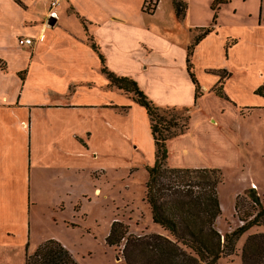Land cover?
I'll list each match as a JSON object with an SVG mask.
<instances>
[{"label":"crops","instance_id":"1","mask_svg":"<svg viewBox=\"0 0 264 264\" xmlns=\"http://www.w3.org/2000/svg\"><path fill=\"white\" fill-rule=\"evenodd\" d=\"M37 1L20 0V5L14 0H0V249L14 245L24 251L29 248L27 218L31 198L35 195L30 183L41 169L37 165L38 158L42 157L33 147L38 139L37 134L32 133L37 117H42L48 124L74 123L82 119L86 122L87 117L77 118L74 112L71 117H66L61 116V112L76 108L107 110L126 107L127 113L132 114L134 136L137 138L143 127L153 142L145 109L135 103L130 94L124 95L110 84L101 72V61L90 47L89 37L103 56L107 70L135 81L156 106L192 108L187 131L166 142L170 168L232 169L241 162L242 146L254 144L251 136L254 130L242 126L246 121L243 115L264 110V98L254 93L264 83V69L252 70L251 66L257 62L244 64L240 61L247 50L253 55L260 52L258 43L247 45L245 26L235 27L236 36H220L216 21L213 31L195 47L191 63L193 71L194 66L198 67L194 74L201 92L195 101V87L187 71V47L195 37L191 32L203 27L190 28L191 39L172 44V35L167 34V30H140L107 0L101 4L89 0L86 8L75 5L76 9L74 0H71L66 12L75 15L79 23L75 20L74 25L65 21L59 24L57 12L55 24L49 26L47 22L52 18L49 9L39 0L47 12L37 10ZM160 6L161 0H158L151 15L157 14ZM32 10L42 13V17L29 15ZM26 17L29 20H25ZM80 20L84 21L86 30ZM260 25L261 18L258 27ZM32 30L34 34L26 32ZM21 38H30L31 45L18 46L17 40ZM214 44L220 53H213ZM223 50L224 65L199 64L202 59L224 58ZM217 70L225 71L222 92L227 98L213 90L220 77L211 71ZM249 81L253 84L249 85ZM245 98H252L255 102L247 105L243 101ZM54 140L50 141V146L56 145V138ZM50 146L49 150L53 149ZM80 171L82 169L75 172ZM250 183L255 185L256 182L249 181L246 189ZM97 192L96 189L95 194ZM220 208L222 215L221 203ZM70 219L72 221L68 224L78 227L77 219L74 216Z\"/></svg>","mask_w":264,"mask_h":264},{"label":"rangeland","instance_id":"2","mask_svg":"<svg viewBox=\"0 0 264 264\" xmlns=\"http://www.w3.org/2000/svg\"><path fill=\"white\" fill-rule=\"evenodd\" d=\"M38 1L35 8L47 12L41 0ZM107 1L126 14L128 20L140 30L149 28L156 32L160 29L167 30V34L172 35L170 43L180 44L183 39H191L188 32L190 28L192 30L194 27L212 24L210 22L213 13L209 6L215 0H183L187 3L188 9L185 19L181 21L176 20L171 10V0H161V6L155 15L143 11L145 8L151 10L155 8L158 0ZM222 1L226 3L218 6L216 3L213 4L214 8L219 7V10L215 9L218 11L216 26L220 29L217 30L219 35L236 36L235 27L245 26L247 32L244 33V37L247 45L258 43L260 52L253 55L247 50L240 61H244V64L257 62V65L251 66L252 70L260 67L261 69L256 71L264 69V0H236L230 3ZM74 2L73 7L76 9V6L86 8L91 1ZM95 2L101 4L103 0ZM69 4L71 0H61L57 6L59 24L65 21L68 25H74L75 20L79 23L75 15L66 12ZM29 15L42 17L43 14L32 10ZM259 18L261 25L258 27ZM27 19L29 20V17L25 20ZM47 20L46 18L45 21ZM255 27L258 28L253 31ZM26 32L34 34V30ZM191 33L195 36L198 30L195 29ZM213 47L214 54L220 53L221 50L217 51L215 44ZM224 59L225 57L219 56L213 61L202 59L199 64L218 67L224 65ZM196 69L198 67L194 66V73ZM248 84L253 83L249 81ZM123 94L127 95L125 92ZM243 101L247 102V105H253L255 102L252 98H245ZM165 108L168 107H159L160 113L168 121L172 116H179L182 119L178 122L182 124L185 123V117L190 118L192 110L190 108L187 114L180 111H164ZM72 112L75 117H87L88 120L48 124L42 117L40 119L37 117L39 123L33 125L32 133H36L38 138L33 147L35 152L42 154V157L38 158L37 165L41 166V169L30 183L32 193L35 192L30 202L32 204L30 216L27 218L30 244L25 251L17 245L0 249V264H24L25 253L32 254L38 243L48 239H54L67 247L78 264H125L122 256L124 241L113 247L105 243L110 226L116 220L127 226L128 233L135 236L169 235L152 222L151 209L146 202L145 184L148 180L146 167L153 165L155 152L154 144L145 134L143 127L140 126L141 133L137 136L140 139H137L133 134L132 114L127 113V108L123 107L107 110L101 108L62 110L61 116L71 117ZM243 116L246 121L242 126L254 130L251 132L254 148L250 145L242 146L241 149L239 147L241 162L236 167L223 171L212 169L215 171L206 175L194 172H168L166 174L168 179H163L165 182L179 181L183 188H186V185L201 183L204 179L209 182L217 181L218 200L223 209L222 215L215 220L214 227L221 235L230 233L251 220L253 215L264 207V110ZM55 138L56 145L50 146V141H55ZM49 146L53 149L49 150ZM171 156L173 157L172 149ZM166 166L169 167L167 160ZM76 169L82 171L77 173ZM251 180L256 182L254 183L256 189L253 190L258 197V204L247 196L252 188L251 183L247 189L245 185ZM96 189L99 191L97 194ZM72 216L77 219L78 227L68 224L72 221L70 219ZM258 233H264V225L252 227L241 236L235 246V254L222 262L240 264L239 254L244 241L249 235Z\"/></svg>","mask_w":264,"mask_h":264},{"label":"trees","instance_id":"3","mask_svg":"<svg viewBox=\"0 0 264 264\" xmlns=\"http://www.w3.org/2000/svg\"><path fill=\"white\" fill-rule=\"evenodd\" d=\"M21 5L20 0H14ZM158 3V1H157ZM226 2L215 0L211 4L213 12L212 21L208 27L198 28L191 44L187 47V71L195 87L194 100L201 95L200 86L195 78L191 59L195 47L210 34L216 25L219 7ZM175 16L182 20L185 18L187 3L183 0H171ZM157 4L155 5L156 8ZM155 8H145L143 12L152 14ZM216 9V10H215ZM83 28L86 26L80 20ZM90 47L95 51L101 61V72L107 77L110 84L119 90L130 94L135 103L143 107L150 121V130L155 147V160L152 166L146 167L148 180L145 184L146 202L151 209V218L154 224L159 225L168 232V236L151 234L135 236L128 233L127 226L118 220L113 221L105 243L109 247L119 246L123 243L122 256L125 264H233L231 261L223 263L235 254V246L241 236L252 227L263 226L264 207L253 215V218L234 231L221 235L214 227L215 220L221 215V208L217 195V181L209 182L204 179L195 185L181 186L178 181H163L168 179L170 173H199L206 175L215 170L211 169H174L166 166V141L183 134L188 129L189 116L185 123H179L182 117H175L168 121L160 113L159 107L139 89L135 81L128 77L117 76L107 70L104 59L98 53V47L91 37L88 38ZM228 46V44L226 45ZM219 75V83L214 89L222 98H227L222 92L224 76L223 70L211 71ZM256 95L264 98V83L255 90ZM126 108V107H124ZM189 113V108H165L164 111ZM207 177V176H205ZM163 181V182H162ZM197 189V191H195ZM194 190V191H193ZM247 196L258 204L259 200L253 189ZM237 203L235 202V208ZM243 222V220H241ZM240 264H264V233L251 234L244 241L239 254ZM24 264H78L72 254L58 241L48 239L40 244L32 254L25 253Z\"/></svg>","mask_w":264,"mask_h":264},{"label":"built area","instance_id":"4","mask_svg":"<svg viewBox=\"0 0 264 264\" xmlns=\"http://www.w3.org/2000/svg\"><path fill=\"white\" fill-rule=\"evenodd\" d=\"M48 7L49 17L57 19L56 8L60 3V0H41ZM32 40L30 38H21L17 40L18 46L31 45ZM252 189H256L255 185H251Z\"/></svg>","mask_w":264,"mask_h":264},{"label":"water","instance_id":"5","mask_svg":"<svg viewBox=\"0 0 264 264\" xmlns=\"http://www.w3.org/2000/svg\"><path fill=\"white\" fill-rule=\"evenodd\" d=\"M55 24V19L54 18H50V20L48 21V25L49 26H53Z\"/></svg>","mask_w":264,"mask_h":264}]
</instances>
